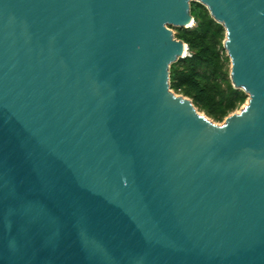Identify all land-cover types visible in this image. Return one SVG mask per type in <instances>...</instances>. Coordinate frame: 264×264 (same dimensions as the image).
Listing matches in <instances>:
<instances>
[{
    "label": "water",
    "instance_id": "95a60500",
    "mask_svg": "<svg viewBox=\"0 0 264 264\" xmlns=\"http://www.w3.org/2000/svg\"><path fill=\"white\" fill-rule=\"evenodd\" d=\"M191 3L222 125L170 89ZM0 264H264V0H0Z\"/></svg>",
    "mask_w": 264,
    "mask_h": 264
},
{
    "label": "trees",
    "instance_id": "16d2710c",
    "mask_svg": "<svg viewBox=\"0 0 264 264\" xmlns=\"http://www.w3.org/2000/svg\"><path fill=\"white\" fill-rule=\"evenodd\" d=\"M191 14L195 26L176 30L175 37L188 46L190 54L171 66L170 89L191 99L212 122L223 123L243 107L248 96L231 84L223 26L198 3H191Z\"/></svg>",
    "mask_w": 264,
    "mask_h": 264
},
{
    "label": "rangeland",
    "instance_id": "374dc122",
    "mask_svg": "<svg viewBox=\"0 0 264 264\" xmlns=\"http://www.w3.org/2000/svg\"><path fill=\"white\" fill-rule=\"evenodd\" d=\"M172 31H173V33H174V35H176V30H177V28H173V27H169ZM176 38V37H175ZM177 39V38H176ZM177 95V94H176ZM241 110V109H240ZM240 110H238V111H236V113H238V112H240ZM215 123V122H214ZM215 124H217V125H222L223 123H215Z\"/></svg>",
    "mask_w": 264,
    "mask_h": 264
}]
</instances>
